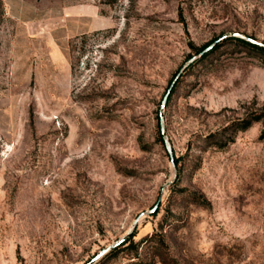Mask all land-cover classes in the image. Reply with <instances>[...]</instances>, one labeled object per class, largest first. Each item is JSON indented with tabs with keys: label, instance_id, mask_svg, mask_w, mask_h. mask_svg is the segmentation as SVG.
<instances>
[{
	"label": "rangeland",
	"instance_id": "1",
	"mask_svg": "<svg viewBox=\"0 0 264 264\" xmlns=\"http://www.w3.org/2000/svg\"><path fill=\"white\" fill-rule=\"evenodd\" d=\"M30 3L0 0V264H264V52L229 36L264 46V0Z\"/></svg>",
	"mask_w": 264,
	"mask_h": 264
},
{
	"label": "crops",
	"instance_id": "2",
	"mask_svg": "<svg viewBox=\"0 0 264 264\" xmlns=\"http://www.w3.org/2000/svg\"><path fill=\"white\" fill-rule=\"evenodd\" d=\"M5 7L9 15L18 21L30 23L38 20V5H32L30 0H5Z\"/></svg>",
	"mask_w": 264,
	"mask_h": 264
},
{
	"label": "water",
	"instance_id": "3",
	"mask_svg": "<svg viewBox=\"0 0 264 264\" xmlns=\"http://www.w3.org/2000/svg\"><path fill=\"white\" fill-rule=\"evenodd\" d=\"M229 36H230V37H233V38L243 39V40L248 41V42H250V43L258 44V43L255 42L254 40H252V39H250V38H248V37H245V36H243V35L237 34V33H231ZM258 45H259V44H258ZM179 76H180V74L178 73V74L174 77V79L172 80V82L169 84V86H168V88H167V90H166V92H165V94H164V96H163V98H162L161 105H160V112H159L160 134H161L162 140H163V142H164V145H165L166 151H167V153H168V155H169V157H170V161H171L172 166H174V160H173L172 150H171V147H170V145H169V143H168V141H167L166 135H165V130H164L163 123H162V113H161V112H162V109L164 108L165 103H166V101H167V99H168V97H169V95H170V93H171V91H172V89H173V87H174V85H175L177 79L179 78ZM156 208H157V205L154 207V209H152V211L150 212V214H153V213L155 212V209H156ZM136 223H137V219L134 221L133 226H135ZM119 242H120V241H119ZM119 242H118V243H119ZM118 243H117V244H118ZM113 246H115V244H114V245H111L110 247H113Z\"/></svg>",
	"mask_w": 264,
	"mask_h": 264
},
{
	"label": "trees",
	"instance_id": "4",
	"mask_svg": "<svg viewBox=\"0 0 264 264\" xmlns=\"http://www.w3.org/2000/svg\"><path fill=\"white\" fill-rule=\"evenodd\" d=\"M232 39L239 42V43H242L243 45H245L249 48L264 52V46H260V45L255 44V43H250L248 41H245V40L239 39V38H232ZM205 47H206V45L202 46L200 48L193 47V49L197 54L201 53L202 57H205L207 54V51L204 52ZM260 116H261V114H258V115L250 116V117L243 119V120H240V121H234L233 122V124L235 126L234 130L235 131H244V130L248 129L254 122H258L260 120V118H261ZM262 137H264V135H262ZM160 140H162V139L160 138Z\"/></svg>",
	"mask_w": 264,
	"mask_h": 264
}]
</instances>
